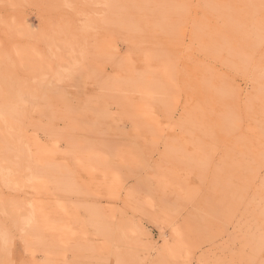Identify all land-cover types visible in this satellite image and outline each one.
Returning a JSON list of instances; mask_svg holds the SVG:
<instances>
[{
    "label": "rangeland",
    "instance_id": "obj_1",
    "mask_svg": "<svg viewBox=\"0 0 264 264\" xmlns=\"http://www.w3.org/2000/svg\"><path fill=\"white\" fill-rule=\"evenodd\" d=\"M0 264H264V0H0Z\"/></svg>",
    "mask_w": 264,
    "mask_h": 264
},
{
    "label": "bare ground",
    "instance_id": "obj_2",
    "mask_svg": "<svg viewBox=\"0 0 264 264\" xmlns=\"http://www.w3.org/2000/svg\"><path fill=\"white\" fill-rule=\"evenodd\" d=\"M7 153V152H6Z\"/></svg>",
    "mask_w": 264,
    "mask_h": 264
}]
</instances>
